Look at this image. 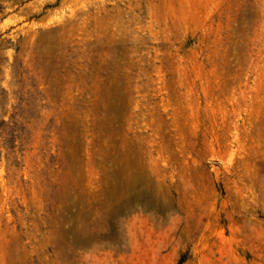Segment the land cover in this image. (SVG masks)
<instances>
[{
  "label": "rangeland",
  "instance_id": "rangeland-1",
  "mask_svg": "<svg viewBox=\"0 0 264 264\" xmlns=\"http://www.w3.org/2000/svg\"><path fill=\"white\" fill-rule=\"evenodd\" d=\"M0 264H264V0H0Z\"/></svg>",
  "mask_w": 264,
  "mask_h": 264
}]
</instances>
